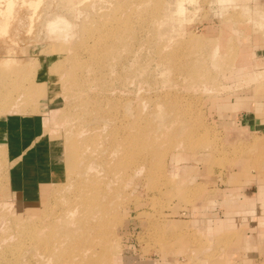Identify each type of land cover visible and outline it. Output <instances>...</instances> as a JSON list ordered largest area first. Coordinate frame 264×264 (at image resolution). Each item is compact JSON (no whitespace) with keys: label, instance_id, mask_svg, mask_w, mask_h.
<instances>
[{"label":"rangeland","instance_id":"1","mask_svg":"<svg viewBox=\"0 0 264 264\" xmlns=\"http://www.w3.org/2000/svg\"><path fill=\"white\" fill-rule=\"evenodd\" d=\"M0 27V114L38 110L57 164L47 209L0 151V264L242 263L211 216L264 188V0H0Z\"/></svg>","mask_w":264,"mask_h":264},{"label":"crops","instance_id":"2","mask_svg":"<svg viewBox=\"0 0 264 264\" xmlns=\"http://www.w3.org/2000/svg\"><path fill=\"white\" fill-rule=\"evenodd\" d=\"M34 80L40 82L39 77ZM38 104L41 106V100ZM41 115L37 112L0 114V151H3L6 162L5 184L28 201L38 197L41 185L57 180V164L51 144L41 138ZM241 198L239 204L242 207L213 210L211 218L219 223L218 233L226 230L234 237L230 244L231 251L237 254L234 259L240 260V264L244 261L260 264L264 258V188ZM195 221L193 218L190 225L196 233H210L209 227L202 228L201 224L195 225Z\"/></svg>","mask_w":264,"mask_h":264},{"label":"bare ground","instance_id":"3","mask_svg":"<svg viewBox=\"0 0 264 264\" xmlns=\"http://www.w3.org/2000/svg\"><path fill=\"white\" fill-rule=\"evenodd\" d=\"M144 1V0H143ZM224 1H227V0H224ZM144 3V2H143ZM146 4H147V2H146ZM145 4V5H146ZM55 21V20H54ZM61 21V20H60ZM59 22V21H58ZM57 23V22H56ZM65 23V22H64ZM64 23H61V24H63V25H65ZM52 24V23H51ZM51 24H48L47 23V25L48 26H46L47 27V30L49 29V30H51L52 28L51 27H53V26H51ZM54 24V23H53ZM52 24V25H53ZM67 25V24H66ZM55 26V25H54ZM1 28V27H0ZM67 28H68V26H67ZM56 29V28H55ZM48 30V31H49ZM53 30H54V27H53ZM52 30V31H53ZM47 31V32H48ZM51 32V31H50ZM8 58V57H7ZM15 58V57H14ZM10 61H8L7 63H9ZM251 65V64H250ZM257 65V64H256ZM252 69V68H251ZM255 69V68H254ZM251 71V70H250ZM253 71V70H252ZM262 73V72H261ZM261 73H258L257 75H255L254 76V78H256V77H258V76H260L261 75ZM31 79H33L32 77H31ZM29 81V80H28ZM33 81V80H32ZM35 82V81H34ZM33 82V84H35ZM13 84V83H12ZM38 84V83H37ZM36 84V85H37ZM30 85V84H29ZM33 86V85H32ZM35 86V85H34ZM38 86V85H37ZM40 86V85H39ZM26 87V86H25ZM43 87V86H42ZM43 88H45V87H43ZM29 89V88H28ZM27 89V90H28ZM33 89V88H32ZM26 90V91H27ZM30 90V89H29ZM34 90V89H33ZM36 90V89H35ZM21 94H23V96H24V99L22 100V101H24V102H26V103H29L30 102V99H31V97H32V95H33V93L31 92H21ZM39 94V93H38ZM22 97V96H21ZM37 99H38V97H37ZM21 100V99H20ZM21 101V102H22ZM36 101V100H35ZM34 101V102H35ZM37 103V102H36ZM36 103H34L36 106L38 105V104H36ZM24 105V104H23ZM26 105V104H25ZM24 105V106H25ZM35 106V107H36ZM24 108H26V107H24ZM38 108V107H37ZM41 108V107H40ZM39 109V108H38ZM25 110V109H24ZM32 110V109H31ZM38 111V110H37ZM36 111V112H37ZM30 111H28L27 113H29ZM34 112V111H33ZM39 112V111H38ZM82 134V133H81ZM84 134V133H83ZM70 147V146H69ZM65 151V150H64ZM85 152V151H84ZM82 161V160H81ZM80 163H82V162H80ZM79 163V164H80ZM78 164V163H77ZM92 169V168H91ZM100 171V170H99ZM79 173V172H78ZM81 174V173H80ZM80 174H78V175H80ZM82 175V174H81ZM84 176V175H83ZM76 177V176H75ZM71 178V177H70ZM80 178V177H79ZM83 178V177H82ZM92 181V180H91ZM70 182V181H69ZM74 184V183H73ZM46 186V185H45ZM45 186H43V188L41 189V192H40V194H41V201L39 202V204H44V206H45V201L47 202V200H45V199H47L48 197H50V196H53L52 194H51V192L49 191V188H45ZM70 185H68V187H69ZM101 187H103V186H101ZM74 189V188H73ZM77 192V191H76ZM106 192V191H105ZM65 193V192H64ZM58 195V194H57ZM46 196H47V198H46ZM73 196V195H72ZM51 198V197H50ZM49 198V199H50ZM76 198V197H75ZM75 198H70V197H68V199H66V197H65V200H64V209L62 210L63 211V213H66V212H70V211H72V209L73 210H77L78 211V214H77V217H76V223L79 225V226H81L82 224H84V223H87L88 222V214L86 213V210H89L90 209V212H93V210H94V207H95V204L93 203V201H92V198L90 197V198H86V197H83V196H80L79 198H77L76 199V201H75V203L73 204V201H74V199ZM103 198V197H102ZM43 200V201H42ZM51 200V199H50ZM50 200H48L49 202H50ZM13 200H10V199H7V202L5 203L6 205L9 203V204H11V203H13L12 202ZM12 205V204H11ZM53 205V204H52ZM10 206V205H9ZM48 206H49V203H48ZM11 207V206H10ZM32 207H34V206H32ZM46 208H47V206H45ZM63 208V207H62ZM32 209H34V208H32ZM48 209V208H47ZM47 209H45V211L47 210ZM33 211H35V210H33ZM44 211V212H45ZM51 212V211H50ZM49 216H46L45 217V219H42V221H40V224L38 225V229H39V232L38 233H36L35 235L33 234H30L29 236L31 237V238H33V237H36L37 238V240L39 239V238H46L47 239V237H52V223H51V217L50 218H48ZM47 218V219H46ZM15 225V224H14ZM18 225V224H17ZM88 225V224H87ZM72 226V225H71ZM30 227H32V225H30V224H26L25 226H23L22 228H21V232L23 231V233H24V235L26 236V235H28L29 234V232H30V230H29V228ZM34 227V226H33ZM49 227V228H48ZM9 228V227H8ZM46 228H48L47 229V231L45 230ZM76 229V228H75ZM72 231V230H71ZM20 233V232H19ZM39 233H42V234H40L39 235ZM75 233V232H74ZM71 234V233H70ZM74 236V235H73ZM9 237V236H8ZM7 237V238H8ZM75 240V239H74ZM43 246H39V245H37V244H34V246H32V248L37 252V254H38V252H39V250H40V252H41V254H42V250H43V248H42ZM39 252V253H40ZM47 260H49V258L47 259ZM45 264V263H44Z\"/></svg>","mask_w":264,"mask_h":264}]
</instances>
